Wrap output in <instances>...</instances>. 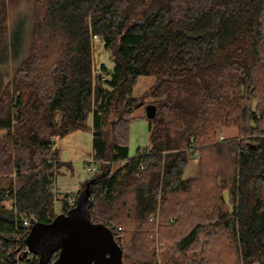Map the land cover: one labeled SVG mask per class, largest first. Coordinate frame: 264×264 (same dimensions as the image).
Segmentation results:
<instances>
[{
  "label": "trees",
  "instance_id": "obj_1",
  "mask_svg": "<svg viewBox=\"0 0 264 264\" xmlns=\"http://www.w3.org/2000/svg\"><path fill=\"white\" fill-rule=\"evenodd\" d=\"M21 2L0 0V264L28 262L24 219H54L71 164L55 139L88 128L90 218L122 227L123 259L264 264V0H30L16 45ZM94 35L112 60L97 72ZM148 104L150 144L130 156ZM224 129L235 134L220 141Z\"/></svg>",
  "mask_w": 264,
  "mask_h": 264
},
{
  "label": "water",
  "instance_id": "obj_2",
  "mask_svg": "<svg viewBox=\"0 0 264 264\" xmlns=\"http://www.w3.org/2000/svg\"><path fill=\"white\" fill-rule=\"evenodd\" d=\"M155 104L146 106V116L155 117ZM88 178L75 204L48 223L36 221L27 238L24 255L33 253L40 264H124L123 250L107 225L90 218L92 183ZM57 254V257L55 255ZM54 259V260H53Z\"/></svg>",
  "mask_w": 264,
  "mask_h": 264
},
{
  "label": "rangeland",
  "instance_id": "obj_3",
  "mask_svg": "<svg viewBox=\"0 0 264 264\" xmlns=\"http://www.w3.org/2000/svg\"><path fill=\"white\" fill-rule=\"evenodd\" d=\"M30 0H22L19 7H9V23L10 26L14 24L18 18L13 29H15V44L21 42V36L23 34L26 8ZM95 43V54L94 62L96 72L100 71L99 66L103 63L107 65L112 64L111 56L108 51L103 47V43L100 39H96ZM14 65V62H12ZM151 83H153V78L149 76L141 77L140 81L135 88L134 93L139 96L144 91H146ZM148 100V99H147ZM150 100V99H149ZM226 138L230 135L235 134L234 131L230 129L222 130ZM150 129H149V119L146 116V105L144 107H139L134 111L133 119L130 124V138H129V154L130 156L135 155L139 148H145L150 143ZM220 140V135H219ZM221 141V140H220ZM54 147L59 151V157L61 161L70 162V165H62L58 171L56 179L53 184V189L56 192H65L68 190H74L77 185H82L85 180L93 175V172L88 169V162L93 159V131L91 128L85 130H78L69 133L63 137H57L55 139ZM94 165V164H92ZM116 168V167H115ZM196 172V161L191 160L187 174H192ZM77 193L73 191L72 193ZM74 193V194H75ZM74 197V196H73ZM58 213L61 210V203L57 204ZM124 264H131L127 259H124Z\"/></svg>",
  "mask_w": 264,
  "mask_h": 264
},
{
  "label": "built area",
  "instance_id": "obj_4",
  "mask_svg": "<svg viewBox=\"0 0 264 264\" xmlns=\"http://www.w3.org/2000/svg\"><path fill=\"white\" fill-rule=\"evenodd\" d=\"M94 38H95V39H99V36H98V35H94ZM224 138H225V136H224L223 134H220V140H223ZM92 164H94V165H92ZM88 169H89L90 171H92V172L96 171V169H97V162H96L94 156H93L92 161H89V162H88ZM63 197H64V195H63L62 193L57 194L56 199H55V202H56V203H59V202L63 199ZM67 200H68L69 202H73L74 199H73L72 196H68V197H67ZM7 205H8L9 207H12V206H10V203H7ZM11 205H12V204H11ZM36 221H37V218H36V216H35L34 214H32V215H30V216H27V217L24 219V222H23V224H24L23 226H24V227H23V231H22V233H20V237L23 238V240L25 241V244H26V238H27V236H28V234H29V232H30V230H31V228H32V226H33V224H34ZM113 233H114L115 239H116V238L121 239L122 236H123V234H122V227L120 226V227L116 228V229L113 231ZM26 249H27V245H26ZM26 249H25V250H26ZM26 256H27L28 262H29V261H33V260H34V257H36V255H34L33 253H29V254H27ZM53 260H54V259H53ZM28 262H27L26 264H29ZM253 264H258V263L255 262V263H253Z\"/></svg>",
  "mask_w": 264,
  "mask_h": 264
},
{
  "label": "crops",
  "instance_id": "obj_5",
  "mask_svg": "<svg viewBox=\"0 0 264 264\" xmlns=\"http://www.w3.org/2000/svg\"><path fill=\"white\" fill-rule=\"evenodd\" d=\"M151 84H152V83H151ZM80 189H81V185H77V186L75 187L74 190H68V191H66V189H65V190H64L65 192H61V193L78 191V190H80ZM56 193H57V192H56ZM74 193H75V192H74ZM74 193H72V194H74ZM74 195H76V193H75Z\"/></svg>",
  "mask_w": 264,
  "mask_h": 264
}]
</instances>
